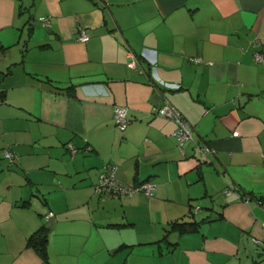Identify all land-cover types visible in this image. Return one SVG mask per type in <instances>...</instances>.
<instances>
[{
	"label": "crops",
	"instance_id": "obj_1",
	"mask_svg": "<svg viewBox=\"0 0 264 264\" xmlns=\"http://www.w3.org/2000/svg\"><path fill=\"white\" fill-rule=\"evenodd\" d=\"M256 50L264 0H0V150L14 152L0 157V264H264ZM166 102L197 144H179ZM109 164L154 195L98 191ZM206 216L163 239L171 221ZM44 224L47 257L29 243Z\"/></svg>",
	"mask_w": 264,
	"mask_h": 264
},
{
	"label": "built area",
	"instance_id": "obj_2",
	"mask_svg": "<svg viewBox=\"0 0 264 264\" xmlns=\"http://www.w3.org/2000/svg\"><path fill=\"white\" fill-rule=\"evenodd\" d=\"M40 19L44 23H47V24L50 23V19L48 16L43 15L40 17ZM79 38L83 41H86L90 38V34L86 31V29H81V34ZM258 40H260V38H258L257 41ZM255 57L257 58V60L264 62V53L262 51L256 50ZM193 59L195 61L201 60L200 57H193ZM166 84H169V83H166ZM158 113L163 116L174 118L175 121L178 123V128L176 131H174V133L177 136L180 145L185 143V141L189 137H192L193 126L177 107L166 102L165 104L159 107ZM114 120L116 124L122 129H124L127 126V124L129 123V116H128V109L126 106L117 105L115 107ZM234 134L238 135L239 131L235 130ZM208 151H211V147L208 144H204L203 151H202L203 154H206V152ZM4 154L7 158L14 157V152L10 149L5 150ZM263 158H264V153H263ZM115 169H116V165L114 164L107 165L103 173L100 175L99 181L96 185L98 191L105 192L108 195H120L122 193H133L136 190H143L145 193L149 195L154 194L156 190L155 184L148 182V181L140 185L122 183L116 177ZM49 213L53 214V211H50Z\"/></svg>",
	"mask_w": 264,
	"mask_h": 264
},
{
	"label": "trees",
	"instance_id": "obj_3",
	"mask_svg": "<svg viewBox=\"0 0 264 264\" xmlns=\"http://www.w3.org/2000/svg\"><path fill=\"white\" fill-rule=\"evenodd\" d=\"M41 22L44 23L42 20H41ZM44 24L50 25L51 23H49V24L44 23ZM192 60L195 61L193 59V57H192ZM41 80H44L51 87L53 86L55 89H57L59 91H62V92H65V93H73L74 90L76 89V85H77L76 83H70V84L64 86V85H61V84H57L56 82H54L52 79H49L48 77H46V78L43 77V78H41ZM188 140H193L196 144H197V141H198L197 139L194 138L193 133H192V137H189L186 141H188ZM183 144H185V143H183ZM203 146H204V144L201 145L200 152H201V154L203 156H205L206 154H203L202 153ZM209 152L210 151H208L206 153L208 154ZM262 156H263V154H262ZM10 159H13V158H10ZM262 198L264 200V196H262ZM193 206L194 205H192V204L189 205V211H191L190 212V215H192L194 217ZM206 219H208L207 216L206 217H202L201 219H197V218H190V219L178 218V219H175V220L171 221L170 224L167 226L166 233H165L163 239L170 240L169 239V236L173 232H177V233L182 234V233H186V232H194V231H197L198 230V227H199V224L202 221H205ZM209 219H215V217H211ZM122 224H124V223H117L115 225H122ZM49 232H50L49 225L44 224L39 229H37L34 233H32V235L29 237V243L31 245H33V247L37 248L40 251V253L43 256H45V257H47V254H48L47 244H48V241H49V237H48L49 236ZM172 244H173V246H175L176 242H172Z\"/></svg>",
	"mask_w": 264,
	"mask_h": 264
},
{
	"label": "rangeland",
	"instance_id": "obj_4",
	"mask_svg": "<svg viewBox=\"0 0 264 264\" xmlns=\"http://www.w3.org/2000/svg\"><path fill=\"white\" fill-rule=\"evenodd\" d=\"M1 139H2V135H0V141H1ZM4 150H5V148L3 149V151H2V150H0V157H1V156H2V157H4V156H5V154H4V153H5V151H4ZM5 158H6V157H5ZM6 159H7V160H9L8 158H6ZM221 196H224V195H221ZM205 206H206V205H205ZM196 218H199V219H200L201 217H196ZM261 248H263V250H262V249H260V251L262 250L261 252H264V246H263V247H261Z\"/></svg>",
	"mask_w": 264,
	"mask_h": 264
}]
</instances>
